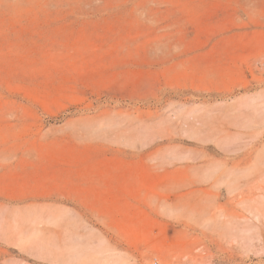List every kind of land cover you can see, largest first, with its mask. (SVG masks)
<instances>
[{
  "label": "rangeland",
  "instance_id": "1",
  "mask_svg": "<svg viewBox=\"0 0 264 264\" xmlns=\"http://www.w3.org/2000/svg\"><path fill=\"white\" fill-rule=\"evenodd\" d=\"M0 264H264V0H0Z\"/></svg>",
  "mask_w": 264,
  "mask_h": 264
}]
</instances>
